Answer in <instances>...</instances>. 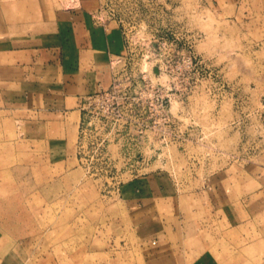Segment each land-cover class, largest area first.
<instances>
[{"label":"rangeland","instance_id":"1","mask_svg":"<svg viewBox=\"0 0 264 264\" xmlns=\"http://www.w3.org/2000/svg\"><path fill=\"white\" fill-rule=\"evenodd\" d=\"M75 2L125 32L116 80L193 84L173 103L187 134L144 161L84 149L79 122L0 87V264H264V0H0V35ZM146 177L165 195L133 197Z\"/></svg>","mask_w":264,"mask_h":264},{"label":"crops","instance_id":"2","mask_svg":"<svg viewBox=\"0 0 264 264\" xmlns=\"http://www.w3.org/2000/svg\"><path fill=\"white\" fill-rule=\"evenodd\" d=\"M89 8L79 2L61 6L54 11L50 28L28 35L25 43L14 35H0L3 104L14 105L20 97H40L48 113L63 114V121L75 129L82 97L109 84L110 62L125 50L119 24L112 19L96 23ZM0 23H4L2 16ZM71 117L73 124L68 121ZM144 179L129 183L138 201L147 194L138 184L147 186V197L165 195V184L153 177Z\"/></svg>","mask_w":264,"mask_h":264},{"label":"built area","instance_id":"3","mask_svg":"<svg viewBox=\"0 0 264 264\" xmlns=\"http://www.w3.org/2000/svg\"><path fill=\"white\" fill-rule=\"evenodd\" d=\"M98 8L102 9V6L99 5L97 10ZM93 18L98 24L111 19L110 17L103 19L98 15H94ZM123 37L126 40L124 31ZM119 56H115L110 62L109 84L83 96L80 101L78 132L81 147L85 149L87 143L93 145L94 142H90L91 138L100 139L98 145H102L107 139L114 144L117 143L120 151L140 154L144 161L143 154L149 152L158 154L163 151L161 137L168 132V128L174 135L187 134L186 130H180L181 120L178 113H173V103H177V96L191 95L194 87L191 82L118 81L113 68L114 59ZM151 68H161V65L157 66L155 63ZM180 102L182 104V100ZM171 125H174V128H170ZM177 125L179 130L176 129Z\"/></svg>","mask_w":264,"mask_h":264},{"label":"bare ground","instance_id":"4","mask_svg":"<svg viewBox=\"0 0 264 264\" xmlns=\"http://www.w3.org/2000/svg\"><path fill=\"white\" fill-rule=\"evenodd\" d=\"M145 67V65L143 66V68Z\"/></svg>","mask_w":264,"mask_h":264}]
</instances>
